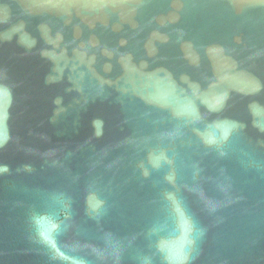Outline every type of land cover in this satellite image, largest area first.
I'll return each instance as SVG.
<instances>
[{"label": "water", "instance_id": "95a60500", "mask_svg": "<svg viewBox=\"0 0 264 264\" xmlns=\"http://www.w3.org/2000/svg\"><path fill=\"white\" fill-rule=\"evenodd\" d=\"M0 264H264V0H0Z\"/></svg>", "mask_w": 264, "mask_h": 264}, {"label": "snow or ice", "instance_id": "6c2138e0", "mask_svg": "<svg viewBox=\"0 0 264 264\" xmlns=\"http://www.w3.org/2000/svg\"><path fill=\"white\" fill-rule=\"evenodd\" d=\"M3 140V132H2V129H0V142H2Z\"/></svg>", "mask_w": 264, "mask_h": 264}]
</instances>
